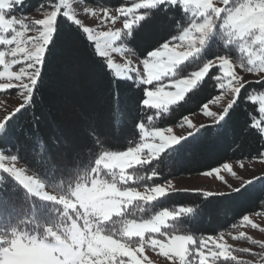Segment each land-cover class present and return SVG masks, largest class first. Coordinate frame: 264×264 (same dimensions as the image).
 Segmentation results:
<instances>
[{"label":"trees","instance_id":"obj_1","mask_svg":"<svg viewBox=\"0 0 264 264\" xmlns=\"http://www.w3.org/2000/svg\"><path fill=\"white\" fill-rule=\"evenodd\" d=\"M26 1L24 6L19 7V14L32 13L41 8L50 10L54 4L60 3V0ZM78 1L84 3V0ZM245 1L231 0L232 8ZM131 2L90 0L87 4L118 9L130 6ZM61 7L58 29L54 34V43L50 42L46 49L41 78L33 89L30 103L9 122L8 140L23 147L21 156L30 162V168L23 161L19 162L40 178L47 188L67 193L77 183L89 178V173L102 153L122 151L134 146L139 141L138 122L157 128L179 125L188 115L201 111L203 105L224 92L225 88L220 89L218 82L206 75L198 88L186 93L185 101L169 106L168 111L157 115L154 109L142 108L145 85L135 78H117L106 67V59L95 52L93 42L86 39L83 29L63 17L65 9ZM164 15L173 18V25L161 28L153 22L154 17L160 16V9L152 10L148 22L141 21L142 27L134 29L137 30L136 42L133 44L136 51L129 52L146 56L170 37H176L192 20V15L182 5L170 7ZM229 33L232 34L231 44L226 43ZM250 39L247 36L238 37L222 24L216 37L208 38L198 53L180 64L176 75L188 76L214 55L227 51L230 60L241 73L253 76L248 80L247 95L259 96L264 92L257 83L260 77L256 73L244 71L241 66L247 65L248 54L252 49L259 55V44ZM244 42L253 45L252 49H243L241 45ZM212 74H219V70L213 69ZM256 120L263 121V115L259 113V102L237 101L220 125L216 121L199 125L185 136V140L151 159V163L128 169L134 179L137 176L140 179L128 181L127 185H155L176 177L201 174L225 162H261L264 158V134L253 126ZM90 123L92 127L87 128ZM221 125L224 134L217 138V127ZM261 127H264V123ZM61 135L69 137L74 144L87 145L78 157L77 165L64 173H58L41 159L46 151L56 146L54 138ZM33 156L35 161H32ZM248 181L252 182L242 188ZM248 181L239 187L241 189L238 192L233 190L216 194L194 189L176 190L150 202L135 200L125 207L123 213L114 217L118 221L117 230L127 221L147 219L163 209L191 207V213L182 209L175 215L178 216L176 219H169L162 228V235L193 237L189 244V254L195 252L196 256L189 258L196 261V251L210 246V236L237 229L243 215L264 212V208H261L264 203V174ZM0 193L15 201L12 208L5 209L10 213L7 219H14V222L1 224V230L9 233L6 241L15 233H37L43 236L45 226L56 223L57 205L29 192L25 193L10 176L0 179ZM110 233L115 234L114 231ZM228 259H220V262L236 263V260L230 262ZM257 264H264V254L259 256Z\"/></svg>","mask_w":264,"mask_h":264},{"label":"rangeland","instance_id":"obj_2","mask_svg":"<svg viewBox=\"0 0 264 264\" xmlns=\"http://www.w3.org/2000/svg\"><path fill=\"white\" fill-rule=\"evenodd\" d=\"M66 2L68 7L71 8V11L76 14V19H79L84 27L92 29L94 36L92 42L94 47L96 43L95 38L97 37L103 43L104 37L100 36V33L123 28L122 18L115 23L107 20L101 23V20L104 19V8L88 5L78 0H66ZM212 2L221 10L223 9L224 5L220 0H212ZM227 2L228 0H225V3ZM26 3L27 1L24 0L21 6H24ZM209 3H211V0H209ZM246 3L250 8L258 11L257 4L259 0H247L232 8L230 15L227 16V23L223 25L240 38L245 36L251 37L250 40L253 42V37L259 35V26L245 35H241L239 32L244 21H242L241 15L236 13V9ZM21 6L16 7L14 14L18 17H23L26 23L42 19L44 12L51 10H39L32 13L19 14L18 11ZM86 8L95 11L97 15L93 16L91 12H85ZM107 9L111 15L118 14L115 8ZM65 10L67 11V9ZM187 11L192 15V20L202 19L194 16V7L187 9ZM4 31L7 32V29H4ZM136 32L137 30L134 31V35ZM182 33L183 30L176 37ZM11 35V32L0 35V63H5L6 54L9 55L6 59L10 63H16L17 60H11V56L23 52L25 47H31L33 42L31 38H34L38 33L33 29L24 33L17 32L15 35ZM183 43L186 44L187 42L185 41ZM176 44L175 51L187 50L186 47L181 46V42L178 40ZM114 47H121L124 51H109V55L104 57L106 62L108 59H111L113 64H119L122 69L125 67L135 69V72H127L124 75L117 76V70L112 68L111 70L114 75L120 79H128L131 76L132 79L135 78L138 82L142 83V75L146 74L144 73L140 56L136 53L129 52L133 50L128 46L126 41L123 43L118 41ZM152 51H149L148 54ZM18 59V64L12 65L11 69L6 64L5 72H0V87L8 86V82L2 78L3 76L14 75L10 70L19 71L20 66L25 64L22 57ZM178 67L180 68V65ZM177 68L174 70L175 74L177 73ZM234 70L239 75L245 77L247 81L253 77L247 73H241L235 65ZM0 71H3V66H0ZM183 77L187 76H180V78ZM24 82L27 83L28 81L25 80ZM163 83L168 85L170 80L165 78ZM224 83L225 91L218 94L211 102L205 104L206 108L203 107L201 111L188 115L179 125L159 128L160 130L158 131L164 132L166 131L164 129L170 128L171 135L179 139L188 135L199 125L214 122L215 120L207 116L205 112L219 114L227 106L231 96L229 94L230 90L227 87V80ZM151 87V85H145V88L150 89ZM166 90L174 89L166 87ZM217 97H219V100L214 103L213 101H216ZM21 104H24V99L23 93L20 90L15 87L7 92L0 90V121H3L6 115L14 112ZM154 110H156L157 115H160L163 111ZM189 124H191V127ZM91 127V123L87 124V128ZM156 128L145 126L144 132L139 130V141L132 147L159 143L158 138L153 139L151 135H145V133H151ZM165 135L161 140V144L168 142L167 135L169 133L165 132ZM171 146L170 143L169 147ZM127 149L122 151H127ZM122 151L102 153L97 158L95 166L89 173V178L77 183L67 193H60L47 188L44 182L29 170L27 173L16 171L15 175L27 187L29 193L58 204V218L55 224H47L45 226L43 236H39L37 233H17L6 241L9 233L6 230H1V224L9 223L10 221L14 222V219H7L10 217V213L6 210L0 213V264H115L117 256L129 254L132 249L137 247L138 242L144 241L145 238L154 244L160 242L168 243L171 236H160L159 234L153 233L159 232L160 229L162 231V228L167 225V221L177 215L180 210V207L174 210L163 209L162 211L154 213L150 218L127 221L122 226L120 225L117 230L116 224L118 221L114 217L123 213L125 207H128L135 200H146L150 202L156 198H161L160 196L163 195V191H158L161 187L167 193L176 190L192 189L216 194L231 192L242 186L246 181L264 174L263 158L261 162H225L231 166L234 175L229 174L221 167L219 175L223 177L224 182L215 173L211 176L201 173L172 178L155 185L128 186V181L140 179V176L134 179L132 174L127 171L133 163L140 162V157L134 149H129L127 153ZM146 152H148V149H142L141 155L143 156ZM149 156H152V151L149 152ZM146 162L147 157L144 160V163ZM5 163L7 164L9 162L6 160ZM2 166L0 165V167ZM16 166L18 168H25L19 161L16 163ZM229 185L231 188H229ZM221 211L224 212L225 210ZM166 212H170L171 215L165 216L164 213ZM247 215L249 217L246 216L237 229L210 236L208 242L210 243L209 252L205 250L204 253L198 250L196 251V261L193 260L194 258H189V256L186 259L190 260L191 264H199V260L201 264H224L223 261L220 262L224 258L226 260L229 258L228 260L230 262L236 260L234 264H244V262H247V264H257L259 256L264 254V230H262L264 229V212ZM111 231H114L115 234H111ZM172 239H179L181 241L180 245L166 246L163 250L165 254L171 252L174 259L169 260L167 257L158 254V250L153 251L151 246H146L143 256H138L142 261L141 264H183V253L186 250L190 251L189 244L193 239L189 235H172ZM8 243H10V247H6ZM217 249L219 251H216ZM248 252L255 253L256 255H249ZM145 257L147 258L146 260ZM212 257L220 258L212 260ZM125 259L127 260L128 258L125 257Z\"/></svg>","mask_w":264,"mask_h":264},{"label":"snow or ice","instance_id":"obj_3","mask_svg":"<svg viewBox=\"0 0 264 264\" xmlns=\"http://www.w3.org/2000/svg\"><path fill=\"white\" fill-rule=\"evenodd\" d=\"M89 2L90 0H84V3L86 4ZM220 2L224 5L222 10L215 6L212 0L211 3H209V0H132L130 6H122L118 8L117 15H111L108 9L104 8V19L101 20V23H104L105 20L115 23L117 20H121L122 18L123 28L100 33V36L104 37V40L103 43H101L98 37L95 38V52H97L100 57H107L109 55V51L123 52V48L114 47L118 41L122 43L126 41L128 46L133 51H136L133 47V44L136 42L134 29L142 27L141 21L148 22L149 17L152 16V10L160 9V16L154 17L153 22L158 24L161 28H166L173 25V18L171 16L164 15L170 7L174 8L183 5L185 10L194 7V16L202 19H193L190 25L183 29V33L181 35L178 37H170L147 56L142 57L138 54L142 59L144 73L146 74L142 75V84L152 86L150 89L145 88L144 99L141 101L142 108L163 110L165 112L168 111L170 105H176L178 102L185 101L186 93L194 88H198L199 83L204 81V78L207 75L213 81L218 82L220 89L225 88L224 81L227 80V87L230 90L229 94L231 99L228 101L227 106L224 107L219 114L214 112H205L207 116L212 117L217 122V125H220L221 121L225 120V117L237 101H258L259 113L264 115V92H262L259 96L247 95L250 82L234 70V64L230 60L227 51L214 55L210 60L203 63V65L197 70L189 73L187 77L180 78L174 72V70L187 58L198 53L201 47L205 45L208 38L214 36L216 37V32L220 30L221 25L227 23V16L230 15L232 11L231 0H228L227 3H225V0H220ZM23 3L24 0H0V5H2L0 6V35L11 32V36H13L17 32L24 33L33 29L38 33V35L34 38H31L33 40L31 47H25L23 52H20L15 56H11V60H17L16 63H10V61L6 59V57H9L8 54L5 55V63H0V66H3V71L0 72H5L6 64H8L9 69H11L12 65L19 63V57H22L25 61V64L20 66L19 71L10 70V72L14 73V75H5L2 77L8 82V86L0 87V90L7 92L14 87L17 88L23 93L24 104H21L14 112L6 115L3 121H0V165H3L0 167V179L4 180L6 175L10 176L25 190V193H28L27 187L21 183L15 175V172L23 171L24 173H27L28 168H30V162L21 156L23 147L19 144H12L8 140L10 128L9 122L16 113H19L22 108L26 107L30 103L33 95V89L42 75V66L45 62L46 49L48 48L50 42L54 43V34L58 29V14L62 11L61 6L63 5V8L67 9V11L64 10L62 12L63 17L66 18L67 21H72L77 26L81 27L83 29V33L87 34L86 39L88 41H92L94 36L91 28L84 27L82 22L79 19H76V14L68 7L66 0H60V3L54 4L50 11L44 12V17L42 19L35 20L31 23H26L23 17H18L14 14L16 7L23 5ZM39 10L43 11V8ZM85 12H91L93 16L97 15L95 11L88 8L85 9ZM176 23L177 21L175 22V25ZM213 26H215L214 29ZM4 29H7V32H5ZM231 35V33L228 34L227 44H231L233 41L230 39ZM177 40L181 42V46L187 48L186 51L177 52L174 50L177 47ZM185 41L187 42L186 44L183 43ZM257 43L260 46L259 55H257L256 51H253V45H248L245 42L241 45L243 49H252L248 54L247 65L242 64L241 66L244 68V71L248 73H256L260 77L257 83L261 89H264V47H262L261 43ZM106 67L108 69L115 68L117 70V76L124 75L127 72H135V69L127 67L122 69L119 64H113L111 59H108ZM213 69H218L219 74H212ZM165 78L170 80L168 85L163 83ZM128 79H132V77L129 76ZM25 80L28 82L25 83ZM166 87L174 90H166ZM218 100L219 97H217V100L213 102L216 103ZM203 107L206 108V105H203ZM148 119H152V117H149ZM262 123H264V121L256 120L253 126L258 129L261 134H264V127H261ZM137 126L141 132H144V123L138 122ZM189 126L191 127V124H189ZM222 128L223 125L217 127V138H220L224 134ZM158 130L160 129L156 128L151 133H145V135H151L153 139L158 138L159 143L138 145L141 146L139 148L138 146L128 147L127 151H122L127 153L129 149H134L139 154L140 162L133 163L129 169L145 164V157H147L146 164L151 163V158L164 153L166 149H169L170 143L175 146L178 142L186 139V137L178 139L176 136L171 135L170 128L164 129L166 130L164 132ZM210 130L211 129L209 128V131ZM165 132L169 133V135H167L168 142L166 144H161V140L166 136ZM54 139L56 141V146L53 149L46 151L41 159L45 160L48 164L55 168L58 173L69 172L73 166L77 165L78 157L80 156L83 148L87 147V145L74 144L69 137L63 135L57 136ZM144 148L148 149V152L144 153L142 156L141 150ZM150 151H152V156H149ZM6 160L9 163L6 164ZM18 161H23L26 165H28V168H18L16 166ZM32 161H35V156L32 157ZM221 167L229 174L234 175V173H232L231 166L227 163L218 167L209 168L203 174L211 176L215 173L216 176L224 182L223 177L219 175ZM251 182L252 181H248L242 186V188ZM229 188H231L230 185ZM240 189L241 188H237L234 191L238 192ZM161 190L163 191V195L160 197H164L168 194L166 190H163V187L158 189V191ZM14 203L15 201L11 197H6L0 193V213H2L6 208H12ZM261 208H264V203L261 204ZM182 209L189 210L188 213L193 211L191 207H181L180 210ZM164 215L170 216L171 213L166 212ZM246 216L248 215H243L242 221ZM177 217L178 216H173L172 219H176ZM163 233L164 232L160 229L159 232L153 234L165 236L162 235ZM155 240L161 241L159 239ZM170 241L168 243L160 242L154 244L145 238L144 241H139L137 247L132 249L129 254L117 256L115 264H141L142 261L138 258V256H143L144 248L146 246H151L153 251L158 250V254L172 260L174 259L172 253L167 252V254H165L163 249H165L166 246H179L181 241L179 239L173 240L172 235L170 237ZM205 250L209 252L210 248L204 247L202 249L204 253ZM216 251L219 250L217 249ZM189 252V250L184 251L183 264H191V261L187 260L186 257L196 256L195 252H191V254H189ZM248 254L256 255L251 252H248ZM125 257L128 259L126 260ZM219 258L220 257H212V260H217ZM146 259L147 258L145 257V260ZM199 264H201L200 260ZM244 264H247V262H244Z\"/></svg>","mask_w":264,"mask_h":264},{"label":"clouds","instance_id":"obj_4","mask_svg":"<svg viewBox=\"0 0 264 264\" xmlns=\"http://www.w3.org/2000/svg\"><path fill=\"white\" fill-rule=\"evenodd\" d=\"M257 8L258 11L250 8L246 3L241 5L240 8L236 9V13L241 15V19L244 21L239 29V32L241 35H245L248 34L252 29L259 26V35H255L253 37V43L259 42L261 43L262 47H264V0H259ZM6 247H10V243H8Z\"/></svg>","mask_w":264,"mask_h":264}]
</instances>
